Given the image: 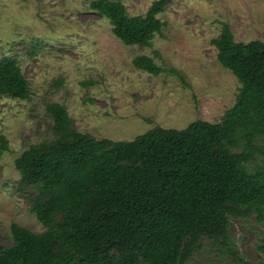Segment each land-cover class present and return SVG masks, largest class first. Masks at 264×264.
Wrapping results in <instances>:
<instances>
[{"label": "trees", "instance_id": "16d2710c", "mask_svg": "<svg viewBox=\"0 0 264 264\" xmlns=\"http://www.w3.org/2000/svg\"><path fill=\"white\" fill-rule=\"evenodd\" d=\"M87 1L125 45L141 46L161 32L158 14L168 2L154 0L144 14L129 15L121 0ZM211 42L240 83L219 122L155 125L114 141L78 131L62 104H47L53 138L14 160L20 184L35 189L29 212L46 230L12 223L13 243L0 247V264H187L203 239L226 243L230 217L264 218V42L236 41L226 22ZM132 64L185 83L148 55ZM29 90L16 60L1 58L0 95L24 99ZM7 149L0 135V151Z\"/></svg>", "mask_w": 264, "mask_h": 264}, {"label": "rangeland", "instance_id": "374dc122", "mask_svg": "<svg viewBox=\"0 0 264 264\" xmlns=\"http://www.w3.org/2000/svg\"><path fill=\"white\" fill-rule=\"evenodd\" d=\"M121 1L129 15H139L154 0ZM158 17L162 30L150 46L125 45L87 0H0V59H15L30 89L24 99L0 95V135L8 145L0 151V247L13 243L12 223L46 230L29 212L35 189L20 184L14 160L53 138L47 104H62L78 131L114 141L155 125L219 122L232 107L240 83L219 63L211 40L226 22L236 41L264 42V0H168ZM140 54L178 70L185 83L169 72L134 67ZM228 231L224 244L203 239L187 264H264V218L255 212L230 217Z\"/></svg>", "mask_w": 264, "mask_h": 264}]
</instances>
